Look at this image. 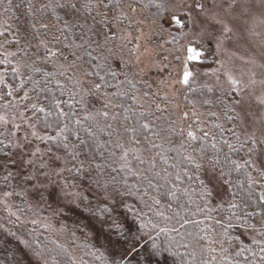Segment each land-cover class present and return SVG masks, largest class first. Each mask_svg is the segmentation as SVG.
<instances>
[{"label":"snow or ice","instance_id":"1","mask_svg":"<svg viewBox=\"0 0 264 264\" xmlns=\"http://www.w3.org/2000/svg\"><path fill=\"white\" fill-rule=\"evenodd\" d=\"M24 4L26 14L33 17L30 25L32 40L25 38L23 46H20V38L0 43V109L3 110L0 114V171L4 173L0 181L11 188L0 193V204L8 209L9 216L20 221V216L8 207L11 197L25 200L30 193H35L41 201H46L49 195H57L69 206H84L110 236L119 240H129V229L114 215L117 209H122L125 218L130 217L137 226V235L131 238L127 247L121 246L118 254H106L99 249L93 251L92 246L82 243L75 247L88 251L77 255L64 244H56L66 257V264H89L85 256L100 261V264H158V257H170L172 264H264V126L259 128V134L230 128L227 131L235 138L230 141L224 138L222 124H209L205 114L193 105L191 112L179 113L178 119L172 120L167 129L154 131L149 123L140 124L145 132L152 133L151 137H144L146 144L136 136L135 127L121 124L123 131H118L112 122L121 123L120 109L124 113L123 122H129L128 113L135 114L136 107L144 109L139 113L144 116L152 111L164 112L170 102V97L161 96L160 100L165 102V107L161 108L152 99L158 93L143 91L137 96L135 93L141 89L127 73L117 84L106 79L110 76L115 80L119 76L110 63L114 51L108 45L117 38L112 29L133 19L124 10L121 0H24ZM258 4L260 14L264 16V0H258ZM0 5L7 12L12 7V0H7L6 4L0 0ZM220 8L221 3L217 0H191L182 3L181 12L189 23L201 26L202 35L211 36L212 29L218 26L223 37L228 38L233 31L228 17L238 9L241 14L251 11L249 0H228L223 15L217 11ZM128 10L136 12L131 3ZM169 19L178 28L187 27L176 14ZM8 34L7 28L0 30V36ZM122 39L131 43L133 38L125 35ZM222 43L221 39L217 47ZM6 44L17 47L9 50ZM32 47L36 50L34 54L29 52ZM142 47L137 44L135 50ZM104 49L108 55H93ZM135 50L129 49V52ZM187 51L188 61L196 60L200 55L192 47ZM146 54H150L149 50L143 48L141 56ZM137 62L143 64L140 57ZM145 71L141 68L140 73L134 75ZM9 75L12 81L19 82L10 83ZM193 76L185 64L177 83L185 90H191ZM57 77L64 78L72 86L70 98L81 108L87 97L99 93L103 96V109L107 111H89L82 118L73 120L77 113L74 110L66 113L62 104L67 102L55 99L53 89L49 87L53 83L57 89L66 87ZM93 77L96 79H91ZM226 78L230 85L228 95L235 92L239 96L248 86L237 90L240 81L230 73H226ZM255 83L250 80V84ZM120 84L127 85V89H121ZM109 87H115L117 91H104ZM151 87L148 83V88ZM162 87L163 84L158 91ZM42 93L53 96L51 107L56 109L59 120L55 125L48 119L53 115L51 108L40 103ZM64 94L61 91V95ZM77 96L80 99L77 100ZM128 101L130 103L125 106ZM203 103L207 105L209 101ZM240 103V100L233 101L234 105ZM259 103L264 105V96L259 98ZM68 107L72 108V105L68 104ZM233 110L225 105L223 115L229 121L233 117L228 112ZM206 115L216 117L215 112ZM91 121L97 125L104 122V128L100 130L107 129L106 135L115 137L111 141L97 142V151L104 148L107 152V156L99 153L100 161L79 135L83 122ZM186 121L188 125L184 128L181 125ZM84 130L89 136L95 135L91 129ZM162 131H167L168 136L162 138ZM126 133L132 134L127 141L124 140ZM172 136L181 138L178 145L172 143ZM158 139L164 142L157 143ZM173 152L175 157L169 155ZM82 154L84 158H81ZM234 155L238 158L234 159ZM233 173L243 175L244 180H233ZM245 185L247 194L238 201L235 189ZM89 193L93 199L89 198ZM93 201L95 207H92ZM27 211H32L31 205ZM54 214L60 212L56 210ZM35 215L36 218L30 221L33 225L39 219V214ZM197 216L202 219H195ZM190 226L198 231H190ZM50 227V224L45 225L44 230L48 231ZM59 231L64 232L65 228L61 226ZM71 236L75 244V232ZM20 242L31 250L39 264H57L54 257L44 254L39 243Z\"/></svg>","mask_w":264,"mask_h":264},{"label":"rangeland","instance_id":"2","mask_svg":"<svg viewBox=\"0 0 264 264\" xmlns=\"http://www.w3.org/2000/svg\"><path fill=\"white\" fill-rule=\"evenodd\" d=\"M121 2L124 10L128 11V14L133 19L131 21L126 20L123 25L112 29L117 38L111 42V45L119 53L118 64L122 67L123 73H127L128 77L133 79L137 83V87L141 89L137 96H140L143 91H148L150 94L158 93L152 99L159 103L161 108L165 107V102L160 100V97H170V102L164 114L168 115L172 120H174L173 117L178 119V114L182 111L191 112L194 105L197 111L205 114L204 118L209 122L206 115L207 112L200 103L192 99H184L186 90L177 83L183 74L185 64H187L189 71L194 74L192 79H194L195 84L198 87L208 86L212 89L213 106L216 100H223L225 105L234 108L231 111L233 114L231 128H235L237 132L247 129L249 132L257 131V134H259V128L264 126V105L259 103V98L264 96V83H262L264 81V16L260 14L261 9L258 0H249L250 12L241 14L238 9L228 17L231 20L230 26L233 27V31L229 33L228 38L223 37L222 32L218 30V26L212 29V35L209 36L202 35L201 26L188 22V18L181 12V7L182 3H190L191 0H121ZM217 2L221 3V8L217 9V11L223 15V10L227 7L228 0H217ZM130 3L136 8L135 13H131L128 10ZM147 3L162 6L164 16L159 22L148 16ZM172 14H176L182 23L187 24V27L179 29L169 19ZM2 19V14L0 13V30L6 28ZM129 24L132 25L131 28L128 27ZM8 25L9 36L12 38L14 36V27L10 24ZM179 30H182L185 35V43L183 44L184 46L180 45L176 49L180 52L177 54L173 48L168 49L167 44L171 37L170 33H177ZM125 35H130L133 38L131 43L123 41L122 37ZM221 39L223 43L218 48L217 45ZM137 44L143 47L135 50ZM189 47L200 53L196 60H187V49ZM143 48H147L150 54L141 56ZM129 49H134L135 51L130 53ZM0 51L2 50L0 49ZM137 57H140L143 64L137 62ZM246 61L249 62L246 63ZM141 68L146 69L145 73L134 75L140 73ZM226 73H230L240 81V86H238L237 90H239V87L248 85L239 96L232 92L231 98L228 97L229 95L225 97L224 94L230 91ZM250 80H255L256 83L250 84ZM142 81H147V83ZM148 83L152 85L151 88H148ZM162 84V90L158 91L159 86ZM234 100H240L241 103L234 105ZM189 101L192 102L191 105ZM171 111L173 112V117ZM212 112L216 113V122L224 125L219 110L213 109ZM0 114H3L2 109H0ZM187 125L188 122L186 121L181 126L187 128ZM12 184L15 185L16 181H12ZM10 190L11 188L8 191ZM16 190L20 191V188L17 187ZM2 192L0 189V193ZM55 192L59 193V189H56ZM24 201L39 212V218L42 219L40 220L41 223L44 226L50 224L51 227L49 229L59 236H62L59 231L61 226L65 230L70 228L69 217L77 210L74 206H69L62 197L57 195H49L46 197V201H41L38 195L30 193ZM7 203L11 211L16 212V215L20 216L18 210L13 207L14 196ZM48 205H51V208ZM0 206L8 212V209L3 204H0ZM56 210L60 212L59 215L54 214ZM44 217H48V219L45 220ZM20 220H22L21 217ZM85 222L82 218H80L79 223L76 222L79 230H81ZM0 226H2L0 227V245L13 244L17 251L16 257L19 264H39L36 257L20 242L24 239L14 232L11 224L8 223L1 213ZM10 232L15 233V235H10ZM244 239L247 242V238L245 237Z\"/></svg>","mask_w":264,"mask_h":264},{"label":"trees","instance_id":"3","mask_svg":"<svg viewBox=\"0 0 264 264\" xmlns=\"http://www.w3.org/2000/svg\"><path fill=\"white\" fill-rule=\"evenodd\" d=\"M4 3H7V0H4ZM19 5V7H17ZM144 5V4H143ZM155 5L159 4H152V3H147L146 4V10L148 13V16L153 18L156 22H159L162 17L164 16L163 9L162 7H156ZM27 9L24 4V0H12V7L7 11L4 12L3 5H0V13L2 14V20L5 22V27L8 29L9 25H12L14 28V36L11 38L8 35L6 36H0V43H3L6 39L11 42L14 38H20L21 39V45H24V39L32 40V35H31V27L30 25L33 23V17L29 16L26 14ZM91 23V20L88 21ZM5 29V28H4ZM2 29V30H4ZM180 29V28H179ZM9 32V31H8ZM10 33V32H9ZM170 40L169 43L167 44V48H173L177 54H179V50H176L180 45H183L185 43V35L182 30H179L177 33H170ZM114 41V40H113ZM32 43H35L33 40ZM109 47L113 48L114 55L112 56L110 63L113 68L117 73H119V76L117 79H112V77H106V79L111 83V84H117L118 81H123L125 79L122 67L118 64L119 63V53L118 51L111 45V43L108 45ZM184 46V45H183ZM5 47L9 48V50H15L17 46L15 45H10L6 44ZM2 50V49H1ZM35 48H29V52L31 54L35 53ZM108 55L107 50L104 49L102 52L97 51L96 53H93V55ZM34 58V56H33ZM2 70V69H0ZM103 74V73H101ZM61 83H65L66 87L61 90L57 89L55 86V83L49 85L53 89L54 97L55 99H58L60 101H66L67 103L62 104V108L66 113L72 112L73 110L77 113L76 116H73L72 119L75 120L77 118H82L83 115L86 112H95L96 110H103L107 111L106 109H103V96L101 94H97L96 96H89L87 97V102L84 104L83 108L79 104H76L69 95V92L71 91L72 86L68 84L64 78L62 77H57ZM9 82H15L18 83L19 81H12L11 76H8ZM91 79H96L95 77ZM99 82V81H97ZM30 87V86H29ZM121 89H127V85L125 84H120ZM210 87L208 86H202L198 87L195 84L194 79H191L190 81V89L191 90H186L184 94V99H192L193 101H198L202 108L208 113L211 110H219V114L222 115V121L224 123L223 128H224V138L229 139L230 141H234V137L231 136V133L227 131L232 127L233 120L229 121L225 118L223 115L224 109H225V101L223 100H216L214 106L212 105V97H213V92L208 91ZM61 91H63L65 94L61 95ZM104 91L108 93H112L117 91L115 87H109L105 88ZM136 95L139 94L135 93ZM225 97L228 96V94H224ZM231 94L228 96L229 98ZM224 97V96H223ZM224 97V98H225ZM76 99H80L79 96L76 97ZM209 101V104H204L203 101ZM40 103L44 105H48L51 108V111L53 112V115L50 116L49 122L53 123L54 125L56 123H59L58 116L56 114V109L54 107H51V104L53 103V96L49 95L48 93H42L40 95ZM130 103V101L125 103V106H127ZM68 104L72 105V108L68 107ZM145 108L147 107V104H145ZM144 109H140L138 107L135 108V114L132 112H129L128 115L130 117L129 122H123L122 117H123V109H120V116H121V123H116L112 122L114 124V127L118 129V131H123V127L121 124L126 125L129 128L135 127L136 128V136L143 142L147 143V141L144 140V137H151L152 133L151 132H145L142 128H140V124L143 123H149L150 126L154 131H160L161 129H167L169 125L171 124L172 118H170L168 115L164 114V112H155L152 111L151 114L146 113L144 116H140L139 113L143 111ZM170 110V108H169ZM211 111V112H212ZM172 112V111H171ZM173 117V112L171 113ZM228 115L233 117L232 112H228ZM173 119H176L173 117ZM209 119V124H214L216 122V117H208ZM139 121V123H137ZM104 128V122H100L99 125L96 124V122L91 121V122H83V127L79 130V135L82 139L86 140L88 142V145L91 149L92 155L96 157L98 161H100V152H103L105 156H107V152L105 151L104 148H100L99 152L97 151V142L103 143L105 141H111L114 140L115 137H109L106 135L107 129L104 131H101L100 129ZM84 129H91V131L95 134L94 136H89L87 131ZM219 133V130H214ZM54 134V132L52 133ZM129 135H132L131 133H126L124 135V140L127 141V138ZM168 136L167 131H162L161 132V137ZM154 138V137H153ZM217 138H219V135H217ZM171 141L173 144H179L180 142V137L177 136H172L170 137ZM157 143H162L164 142L163 139H158L156 140ZM166 146H169L166 144ZM198 146V145H197ZM83 147V145L81 146ZM224 151L227 152V148H224ZM170 156L175 157L176 153H169ZM242 156L243 153H240ZM84 158V155L82 154V157ZM233 158H238L236 155L233 156ZM172 162V161H170ZM4 173L0 171V177H2ZM244 180L243 175H239L236 173H233V180ZM10 187H6L5 184L0 181V189L2 191L9 190ZM236 191V199L238 201L242 200L247 192H246V185L244 188H238L235 189ZM90 199H93L91 197V193L88 194ZM21 198L14 196V204L13 207L14 209H25L24 212L18 211L20 217L22 220L17 221L14 216H9L8 212L4 210L0 206V213L1 215L8 221V223L11 224L12 228L14 229V232L18 234L21 238H23L26 241L33 242L35 241L36 243H39V245L44 249V254L48 256L49 258H55L57 261V264H66V257L62 254L61 250L56 247V244H64L65 247L69 248V251L72 252L73 254L77 255H83V252L88 251V249H83L79 250L75 247V245L79 244H88L92 246V250L99 249L100 251L106 252V254H118L121 246L127 247L128 243L131 241V238L135 237L137 235V226L132 222L131 218H125V214L122 209H117V211L114 213V215H117L119 219H121L122 223L126 226V228L129 229L127 232V236L129 237L128 241L124 240H119L115 236H110L109 233L101 227V224L97 222L94 218H92L85 210L84 206L81 208H77L72 216L69 217L68 223L71 225L69 229L65 230V233L61 232L62 236H59L58 234H55L52 232L50 229L48 231L44 230V225L41 223L40 220L38 219L39 222H37L36 225H33L30 223L32 219L36 218V213L39 214L36 209H34L33 206H31L32 211H27V208L29 205L25 203L24 200H20ZM96 202L93 201L92 207H95ZM80 218L84 219L86 222L83 225V231L79 230V227L76 226V222L79 223ZM195 219H202V217L197 216L194 217ZM76 228V229H75ZM190 231L196 232L198 231L194 227L189 228ZM75 232V244L72 243V236L71 233ZM163 239V238H161ZM55 241L56 243H53ZM35 246V245H34ZM31 252V250H29ZM180 251H184V249H181ZM258 251V249H257ZM32 253V252H31ZM17 251L16 248L13 244H3L0 245V264H19L17 260ZM85 260L89 261V264H100V261L93 259L90 256H85ZM199 259V257H198ZM158 264H172V259L165 258V257H158L157 258Z\"/></svg>","mask_w":264,"mask_h":264}]
</instances>
